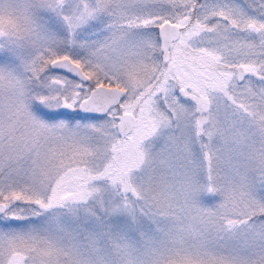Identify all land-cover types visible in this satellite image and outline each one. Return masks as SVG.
I'll list each match as a JSON object with an SVG mask.
<instances>
[{"label":"snow or ice","instance_id":"6c2138e0","mask_svg":"<svg viewBox=\"0 0 264 264\" xmlns=\"http://www.w3.org/2000/svg\"><path fill=\"white\" fill-rule=\"evenodd\" d=\"M0 264H264V0H0Z\"/></svg>","mask_w":264,"mask_h":264}]
</instances>
